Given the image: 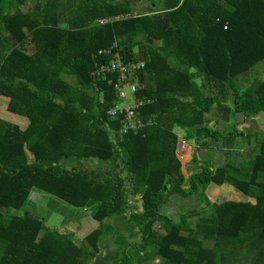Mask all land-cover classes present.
<instances>
[{
    "label": "trees",
    "instance_id": "16d2710c",
    "mask_svg": "<svg viewBox=\"0 0 264 264\" xmlns=\"http://www.w3.org/2000/svg\"><path fill=\"white\" fill-rule=\"evenodd\" d=\"M42 1L0 0V96L29 120L21 130L0 119V264H88L129 193L144 205L129 217L141 245L111 264L128 263L130 254L140 264H264V136L243 132L236 119L264 112V79L248 80L264 65V0ZM140 1L148 12L134 8ZM73 9L80 15L70 18ZM115 44L123 63L142 65L125 81L139 88L133 99L145 100L135 110L143 127L124 135V117L109 115L131 104L115 88L121 76L97 75L113 56L100 51ZM214 107L227 123L234 117L231 132L209 125ZM238 138L256 144L242 152ZM180 140L198 152L210 140L237 152L220 166L201 159L187 177ZM212 184H230L249 201L212 203ZM35 191L90 209L100 227L79 246L30 212L8 214ZM174 195H196L206 206L175 221L161 211Z\"/></svg>",
    "mask_w": 264,
    "mask_h": 264
},
{
    "label": "rangeland",
    "instance_id": "374dc122",
    "mask_svg": "<svg viewBox=\"0 0 264 264\" xmlns=\"http://www.w3.org/2000/svg\"><path fill=\"white\" fill-rule=\"evenodd\" d=\"M46 1L47 0H43L42 3L45 4ZM107 1H111V0H107ZM117 1H120V0H117ZM32 5H28L26 8L24 7V9L27 10ZM148 7H150V3L147 1H140V2L136 3V5H134L135 9L144 10L143 12H146ZM69 14L71 16L70 18H73L76 15H80V14H78V11L76 9H73V12L67 13L68 16H69ZM263 66L264 65L261 64L255 68V71H253V73L249 75V78H248L249 82H251L256 77L260 78V79H264V67ZM128 100L130 103H132V101H133V97L131 95L130 90H128ZM8 104H9V100L3 96H0V119H3L5 121L12 123V114L13 113L8 111ZM124 104H125V102H124ZM216 105H215V107H216ZM215 107L212 110V112L210 113V115L208 117V121L213 123L212 126H215L216 129H218L222 132L227 130V127H229V130L227 132H231V129L233 128V125L235 124L234 117H232L231 114H227L229 119L232 118L231 121L227 123V121H224V118L221 117L223 114L221 113L220 109L215 108ZM228 107H229V109L230 108L232 109L234 107L232 104V100L228 103ZM14 115H16V114H14ZM16 116H19V115H16ZM215 121H218V124H216ZM176 132L178 133L179 136L184 138L185 133L183 130L176 129ZM243 132H245V131H243ZM237 142L242 144V143H247L248 140L242 141L241 138H238ZM187 143H188V145H190L193 148L196 147L195 142L192 140L187 141ZM243 147H245V144L243 145ZM236 152H237L236 148L228 150V149H226V147H224V145L222 143L218 144V142L213 141V140L212 141L210 140V149H208V150L202 149V151H201L203 157H204V155H205V157L208 156L207 159H205V160H207V162H209V160H210L211 163L216 165V166H220V165H223L226 163V161H227V154L226 153H231L233 155ZM178 155H179V158H181V155L180 154H178ZM247 157L249 158L248 154H247L246 158ZM188 158L189 157H187V156L185 157V153H184L183 159L181 158V160L185 164V161L189 160ZM241 158L245 159L244 156H241ZM185 171L187 174V168H185ZM206 192H207L208 198L211 200L212 203H223L225 201H234V200L249 201V199L246 196H244L241 192L236 190V188H234L230 184H224V186H220V187H217L216 185L212 184L208 187ZM35 193H40L42 196H45L48 200V205L47 204H40L38 199L33 198L34 195L32 193L31 197H30V201L25 205L23 210H21L19 212L15 211V210H10L8 212V214L9 215L20 214V213L23 214L25 212H30L31 214H33L39 218L45 219V221L48 222L47 226L49 228L53 225L55 227H58V228H62V227L66 228L67 225L74 223V221L71 220V217L69 218V216H71V214L68 210H72V211H75L76 213H81L80 215H84L85 217H88L87 220H85V221L82 220L81 222H77V223L79 226H80V224L82 225L83 223L84 224L86 223L88 228H89V230H88L89 234L100 227V223L93 220L90 211H89V213H86V212H84L83 209L73 208V207L69 206L68 204L64 203L63 201L56 199L53 196H49L47 194H44L42 192H37V191H35ZM41 195H40V197H41ZM205 206L206 205L204 203H202L196 195L191 196L189 198H182L181 196L174 195L173 203L170 206H167L165 208V210L163 209V212L168 214V215L170 214L169 216L173 220L178 221L182 214H185L188 211L193 210V209H197V210L201 211ZM165 211H167L168 213ZM77 217H79L81 219L83 218L80 216H77ZM198 218L199 217L192 218L190 220V223L194 226ZM69 220H70V222H69ZM160 230L162 231V229H160ZM133 250H134V247H133ZM117 255H120L122 257L121 251L120 252L117 251ZM113 261L114 260H112V259L108 260V264H111ZM101 264H104V263H101Z\"/></svg>",
    "mask_w": 264,
    "mask_h": 264
},
{
    "label": "crops",
    "instance_id": "0c3cea01",
    "mask_svg": "<svg viewBox=\"0 0 264 264\" xmlns=\"http://www.w3.org/2000/svg\"><path fill=\"white\" fill-rule=\"evenodd\" d=\"M7 99L10 102V99L9 98H7ZM16 115H18V114H16ZM16 115H14V113L12 114V124L19 126V128L21 130H26L28 128V125H29L28 118L20 116V115L19 116H16ZM236 119L240 124V127H239L240 130L244 131L243 129H245V132L248 134H253L256 132L261 134V132H262L263 133L262 136H264V112L257 115V116L249 117L243 123H241V121L245 120V118L242 114H236ZM215 123H216V121H215ZM212 124L213 123L210 122L209 125L212 126ZM255 144H256L255 139L248 140V142L245 143V147L242 148V152L249 151V149ZM238 145H240V143H238ZM184 150H185V157L186 156L189 157L188 158L189 160L185 161V164L182 162L183 163V171L186 174L185 168H187L186 176L188 177L194 173L191 170L193 167L192 168L189 167L190 164H193L192 161L195 159L194 157L195 156H196V158L198 157L199 159L197 161H200L201 159L202 160L207 159L208 156L205 157V155H204V157H203L202 153L197 151V146L195 148H193L187 144V146ZM205 150H208V149H205ZM28 156H29L30 161L33 160L34 157L31 153H28ZM86 167L90 170H93L95 168L94 165H90V164L86 165ZM68 168H70V167L68 166ZM222 186H224V185H222ZM217 187H220V186H217ZM39 194L40 193L34 192L33 198L38 199L40 204H47L48 205L47 198L45 196H42L41 194H40L41 195V197H40ZM127 196L133 197V201L142 200L140 196H133L132 193H129ZM173 201H174V196H172L169 199V202L161 208V211L163 214H166L163 212V209L165 210V208L167 206H170L173 203ZM83 210L86 213H89V211L91 213L90 209H83ZM68 211L71 214V216H69V218L71 217V220H73L74 223L67 225L66 228H63V227L58 228V227H55L53 225L50 227V229L56 230L61 234L72 235L74 243L76 245L82 246L84 239L89 235V233H88L89 228H88L86 223L85 224L83 223L82 225L80 224V226H79L77 222H81L82 220L85 221L88 219V217H85L84 215H80L81 213H76L75 211H72V210H68ZM138 211H139V208L137 206H134L132 204V202L130 200H128V206H127L126 212L123 215L118 216V217H114V218H110V219H107L105 221L106 229H108L109 233L106 235H103L101 237V239L99 240V243H98V250H99L98 256L91 259L88 262V264H101V263L108 264V260H110V259L114 260L112 263H115V262L121 260V258H123V256H125V254H127L130 249L132 250L133 247H135V246L138 247L139 245H141L140 243L142 241V236L140 234V231L138 228L134 227L132 225V223L129 221V217L133 213H140ZM165 212H167V211H165ZM77 216H80L83 218L81 219ZM41 219L44 220V222L47 226L48 222L45 221V219H43V218H41ZM69 222H70V220H69ZM155 229L158 232H160L161 234L164 232L163 230H162L163 232L160 230V229H162V227L158 223L155 225ZM127 245H128V247H126ZM117 251L118 252L121 251L122 257L120 255H117ZM160 261L161 260L159 258H154L152 260H147L141 264H159ZM126 264H140V263H139L137 257L130 254V260Z\"/></svg>",
    "mask_w": 264,
    "mask_h": 264
},
{
    "label": "built area",
    "instance_id": "2783aa9c",
    "mask_svg": "<svg viewBox=\"0 0 264 264\" xmlns=\"http://www.w3.org/2000/svg\"><path fill=\"white\" fill-rule=\"evenodd\" d=\"M114 20H119V18H115L113 20H100L99 23L101 25L107 24L109 22H112ZM227 29V27H225ZM114 50H117V45H113L111 48L106 50H101L100 54H107L111 55L113 54ZM142 67V65H135L132 64V66L127 65L122 62L119 53L116 51L112 59L110 61V64L107 67H103L100 70L97 71V75L103 74L106 72L109 73H118L121 76L120 82L115 86V88L120 92V97L123 99H127L128 97V90H130L131 94L134 95L138 92L139 88L136 84H131L129 82H126L125 80L129 77L130 71H135L136 69H139ZM133 74V73H132ZM145 103V100H136L133 99L132 103H126V104H117L114 107H112L109 110V115L112 117H124V125L120 129V134L124 135L127 134L130 130L137 131L138 129H141L143 127L142 121L135 119L136 112L135 110L137 108H140ZM187 146V143L184 140H180L178 145V154L181 155V158L183 159V155L185 153V148ZM180 158V159H181Z\"/></svg>",
    "mask_w": 264,
    "mask_h": 264
},
{
    "label": "water",
    "instance_id": "95a60500",
    "mask_svg": "<svg viewBox=\"0 0 264 264\" xmlns=\"http://www.w3.org/2000/svg\"><path fill=\"white\" fill-rule=\"evenodd\" d=\"M113 139H114V136H113ZM114 142L116 143V139H114ZM199 158H197L198 160ZM197 160H194L193 161V164L197 162ZM193 164H190L189 167L192 168L193 167ZM202 165V163H200V166ZM124 175L127 176L128 175V172L127 171H124ZM127 189L130 190V192H132V184L131 182H127ZM127 200H130L132 202V204L134 206H137L139 208V211L138 212H142L143 209H144V205H143V201L142 200H139V201H133V197H129L126 195L125 197Z\"/></svg>",
    "mask_w": 264,
    "mask_h": 264
}]
</instances>
